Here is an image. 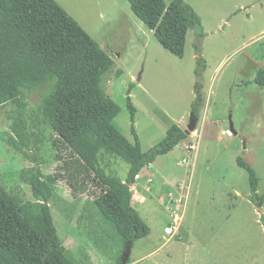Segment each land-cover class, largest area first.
<instances>
[{"label":"rangeland","instance_id":"1","mask_svg":"<svg viewBox=\"0 0 264 264\" xmlns=\"http://www.w3.org/2000/svg\"><path fill=\"white\" fill-rule=\"evenodd\" d=\"M55 1L114 61L103 80L106 95L120 108L112 124L134 143L129 95L142 152L160 142L172 124L186 129L199 83L202 103L196 136L191 132L145 168L146 178L154 177L152 182L160 186L146 195V213L140 216L151 231L134 243L128 264H264V202H252L247 174L236 162L240 157L255 171L261 195L264 88L254 77L264 69V0H184L200 19L202 38L190 28L182 58L158 44L126 0ZM163 1L168 6L172 0ZM40 97L41 91L25 100V113L35 124ZM12 110L9 104L0 107V183L23 202H35L23 181L33 163L7 143ZM33 131L41 141L37 155L45 178L57 166L53 136L42 124ZM196 141V155H190L185 146ZM114 160L110 169L123 179L128 166ZM52 191L48 206L58 238L77 263L119 264L121 240L101 221L87 196L73 199L62 182ZM169 192L180 200L176 213L181 220L176 235L165 242L161 231L171 219L163 207ZM159 196L164 197L163 206Z\"/></svg>","mask_w":264,"mask_h":264},{"label":"trees","instance_id":"2","mask_svg":"<svg viewBox=\"0 0 264 264\" xmlns=\"http://www.w3.org/2000/svg\"><path fill=\"white\" fill-rule=\"evenodd\" d=\"M126 1L158 44L177 58L183 57L190 28L202 38L200 19L184 0L168 6L163 0ZM113 67L112 58L55 0H0V107L13 106L7 143L33 163L23 181L35 200L23 202L0 183V264H78L59 240L48 206L58 182L73 199L87 196L121 240V251L126 242L132 248L149 235L150 228L131 205V186L158 156L188 136L172 124L160 142L142 152L134 126L136 109L127 95L134 143L126 140L112 124L120 108L103 86ZM254 83L264 88V69L256 72ZM39 91L36 119L52 133L57 162L45 178L37 155L41 141L33 131L39 124L25 113L26 98ZM194 93L191 113L198 118V82ZM114 159L128 166L123 179L110 169ZM236 162L247 174L252 202L263 203L255 171L240 157Z\"/></svg>","mask_w":264,"mask_h":264},{"label":"crops","instance_id":"3","mask_svg":"<svg viewBox=\"0 0 264 264\" xmlns=\"http://www.w3.org/2000/svg\"><path fill=\"white\" fill-rule=\"evenodd\" d=\"M177 124H179V122ZM180 163H182V161ZM182 165H184V164H182ZM149 167L150 166H148L147 168H149ZM145 172L146 171L144 169L143 172L140 175H138V179H136V181L134 182V184L131 186V194H132V197H131V205L138 212L139 216H140V213H142V215H145V213H146L145 204L147 203V200L149 198L147 196H149V195L152 196L151 195V192L159 189V186H160L159 185L160 183H156V184L153 183L154 180H155V179H153L154 177L153 178H146V176L144 175ZM159 180H164V179L161 178ZM151 182H152V187H151V185H149V183H151ZM160 182H162L164 184V187L166 186V187L169 188V186H167V183H166L165 180L164 181H160ZM147 193L149 195H147ZM156 199H157L158 204H160L161 206L164 205V204L161 203V201L164 200V197L159 196V197H156ZM169 223H170V219L163 225V228H162L163 230L161 231L162 232L161 236H163L164 228L167 225H169ZM146 224L148 225V227L150 228V231H151L150 224L148 222H146Z\"/></svg>","mask_w":264,"mask_h":264},{"label":"built area","instance_id":"4","mask_svg":"<svg viewBox=\"0 0 264 264\" xmlns=\"http://www.w3.org/2000/svg\"><path fill=\"white\" fill-rule=\"evenodd\" d=\"M179 126V125H178ZM197 134L196 131H193L191 135ZM224 134V133H223ZM198 146V141H196L193 144L185 146V150L190 154V155H196V150ZM186 164L187 162L183 159L182 164ZM138 179V176L135 177V180ZM168 201L167 204H165L166 210L170 211V223L164 228L163 236L162 238L165 240V242H168L171 240L177 233L180 220L181 218L177 215L176 210L179 206L180 200L174 197V193L169 192L167 195ZM177 199V200H176ZM162 204H164V200L161 201ZM171 205H173V210H171Z\"/></svg>","mask_w":264,"mask_h":264},{"label":"water","instance_id":"5","mask_svg":"<svg viewBox=\"0 0 264 264\" xmlns=\"http://www.w3.org/2000/svg\"><path fill=\"white\" fill-rule=\"evenodd\" d=\"M198 118L193 115V113H190L189 119H188V125L186 129L184 130V133L188 136L191 132L195 131L196 124H197ZM231 133L235 135V132L232 129V124L230 125ZM131 249V243L126 242L123 248L122 255L120 257V263L119 264H127V261L129 259Z\"/></svg>","mask_w":264,"mask_h":264}]
</instances>
